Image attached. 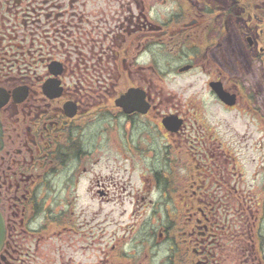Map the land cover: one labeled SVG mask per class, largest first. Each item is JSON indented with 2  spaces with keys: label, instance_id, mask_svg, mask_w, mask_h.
Segmentation results:
<instances>
[{
  "label": "flooded vegetation",
  "instance_id": "flooded-vegetation-1",
  "mask_svg": "<svg viewBox=\"0 0 264 264\" xmlns=\"http://www.w3.org/2000/svg\"><path fill=\"white\" fill-rule=\"evenodd\" d=\"M194 1L0 0V264H264V0Z\"/></svg>",
  "mask_w": 264,
  "mask_h": 264
},
{
  "label": "rangeland",
  "instance_id": "rangeland-1",
  "mask_svg": "<svg viewBox=\"0 0 264 264\" xmlns=\"http://www.w3.org/2000/svg\"><path fill=\"white\" fill-rule=\"evenodd\" d=\"M215 1L216 0H197V1H194L193 3H194V6L203 8L205 6V3L212 5V3H214ZM218 1L220 2V0ZM241 25H242L241 28L243 29L244 28L243 23ZM243 32L244 31L242 30L241 34H239V32H235L234 34L231 33V35H229L228 34L229 32H227L231 40H227L228 42H226V35H225L224 42L225 44L232 46L234 49L228 50V47L225 46L227 50L223 51V54H224L223 59H231L232 56L240 59V62L242 64L240 76L245 78L244 87L248 89L253 86L255 90L262 92L264 91V76H262L263 69L261 68V65L256 60L259 58L257 57V53L254 51L252 52L249 51V47L247 46V43L245 40L246 35L243 34ZM249 34L255 36L252 32ZM252 59H255V60L252 61ZM262 95L264 94L262 93ZM133 177L135 178V176ZM86 259H88L87 253L81 254L76 261L80 260L81 263H83L85 261L87 262Z\"/></svg>",
  "mask_w": 264,
  "mask_h": 264
},
{
  "label": "water",
  "instance_id": "water-1",
  "mask_svg": "<svg viewBox=\"0 0 264 264\" xmlns=\"http://www.w3.org/2000/svg\"><path fill=\"white\" fill-rule=\"evenodd\" d=\"M121 100H122V97L120 99H118L116 102L120 106L122 105ZM2 239H3V225H2V219L0 217V246L2 244Z\"/></svg>",
  "mask_w": 264,
  "mask_h": 264
},
{
  "label": "trees",
  "instance_id": "trees-1",
  "mask_svg": "<svg viewBox=\"0 0 264 264\" xmlns=\"http://www.w3.org/2000/svg\"><path fill=\"white\" fill-rule=\"evenodd\" d=\"M256 0H254V2H255ZM262 18H263V22H264V8H263V10H262Z\"/></svg>",
  "mask_w": 264,
  "mask_h": 264
}]
</instances>
